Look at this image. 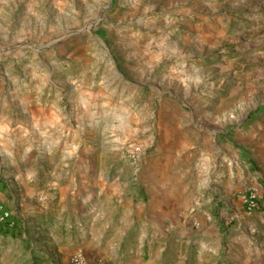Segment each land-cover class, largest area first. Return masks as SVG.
<instances>
[{"label": "rangeland", "instance_id": "1", "mask_svg": "<svg viewBox=\"0 0 264 264\" xmlns=\"http://www.w3.org/2000/svg\"><path fill=\"white\" fill-rule=\"evenodd\" d=\"M222 1L0 0V119H21L31 131L24 141L6 143L0 158L34 157L32 131L41 104L68 119L98 110L104 122L128 126L119 135L140 143L143 154L133 164L124 148L119 154L107 148L97 166H105L106 174L124 168L129 175L121 180L142 197L139 183L153 180L156 145L177 128L176 118L187 140L195 141L236 128L264 103V22L236 14L241 0L216 5ZM192 153L178 163L182 175L192 168L187 184L198 157ZM17 169L0 162V179L2 170ZM31 184L38 193L31 210L65 212L55 203L58 189L43 180ZM119 187L121 198L132 194ZM21 208L12 201L11 210Z\"/></svg>", "mask_w": 264, "mask_h": 264}, {"label": "crops", "instance_id": "2", "mask_svg": "<svg viewBox=\"0 0 264 264\" xmlns=\"http://www.w3.org/2000/svg\"><path fill=\"white\" fill-rule=\"evenodd\" d=\"M241 1L236 14L264 22V0ZM45 105L35 111L34 157L18 159L15 153L0 158L4 165H18L1 172L5 188L0 203L23 207L12 210L18 227L0 231V264H71L77 252L91 264L99 259L106 264H264V103L236 128L195 141L187 140L176 118L177 128L156 145V173L153 180L139 183L140 198L132 193V183L121 180L129 175L124 168L114 166L106 174L105 166H97L107 148L116 154L124 148L130 161L127 149L140 143L119 135L128 126L104 122L98 110L68 119ZM30 132L21 119H0V150L10 140L24 141ZM188 153L198 157L187 184L192 168L182 175L178 163ZM33 180L58 189L55 203L66 206L65 212L31 210L38 194ZM119 184L132 194L121 198ZM248 186L258 193L252 212L240 195Z\"/></svg>", "mask_w": 264, "mask_h": 264}, {"label": "built area", "instance_id": "3", "mask_svg": "<svg viewBox=\"0 0 264 264\" xmlns=\"http://www.w3.org/2000/svg\"><path fill=\"white\" fill-rule=\"evenodd\" d=\"M142 154H143V146L141 144L133 143L127 149V155L133 164H137L140 161ZM257 197H258V193L255 187H249L243 193L242 200L244 204L246 205V208L249 212H252L255 210L257 206V201H256ZM39 200L42 203H45L47 200V197L44 195H41L39 197ZM12 216H13L12 210L9 209L3 203H0V226L7 224L9 222L10 224H12L11 222ZM70 262L71 264H91L83 253H76L72 255ZM93 264H106V262L102 259H99Z\"/></svg>", "mask_w": 264, "mask_h": 264}, {"label": "trees", "instance_id": "4", "mask_svg": "<svg viewBox=\"0 0 264 264\" xmlns=\"http://www.w3.org/2000/svg\"><path fill=\"white\" fill-rule=\"evenodd\" d=\"M99 35H102V33L99 32ZM4 185H5V183L0 179V190H4V188H5ZM256 201H257V206H256L255 210L258 207V197H257ZM11 222H12V224H10V222H9L7 224L0 226V231L6 230V229H14V228L18 227V222L15 220V218L13 216L11 218Z\"/></svg>", "mask_w": 264, "mask_h": 264}, {"label": "water", "instance_id": "5", "mask_svg": "<svg viewBox=\"0 0 264 264\" xmlns=\"http://www.w3.org/2000/svg\"><path fill=\"white\" fill-rule=\"evenodd\" d=\"M111 2H112V0H109V4H108V5H110V4H111ZM90 26H91V24H90V25H88L86 28H84V29H81V30H79V31H76V32H74V33H80V32H83V31L87 30V29H88Z\"/></svg>", "mask_w": 264, "mask_h": 264}]
</instances>
